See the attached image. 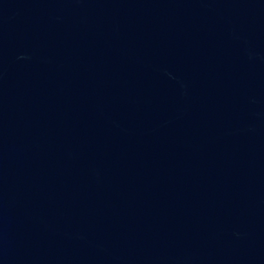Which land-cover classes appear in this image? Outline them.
Instances as JSON below:
<instances>
[{"label": "water", "instance_id": "1", "mask_svg": "<svg viewBox=\"0 0 264 264\" xmlns=\"http://www.w3.org/2000/svg\"><path fill=\"white\" fill-rule=\"evenodd\" d=\"M0 264H264V0H0Z\"/></svg>", "mask_w": 264, "mask_h": 264}]
</instances>
